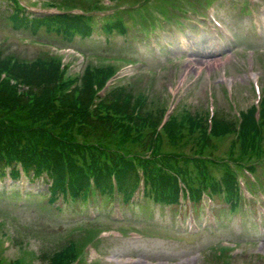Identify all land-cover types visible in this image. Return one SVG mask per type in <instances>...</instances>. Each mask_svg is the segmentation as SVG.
<instances>
[{"label":"trees","instance_id":"obj_1","mask_svg":"<svg viewBox=\"0 0 264 264\" xmlns=\"http://www.w3.org/2000/svg\"><path fill=\"white\" fill-rule=\"evenodd\" d=\"M110 1L130 7L146 1L139 11H121L105 26L107 34L117 29L123 37L127 35L126 17L133 19L138 12L141 22L153 29L155 12L166 14L183 6L182 0ZM16 2L13 0L10 17L19 24ZM89 3L71 0L68 5L100 10L99 2ZM40 26L67 42L77 35L85 38L92 34L90 20L83 16L61 15L33 24L34 30ZM116 72L111 65L87 66L82 74L72 77L59 57L46 53L30 62L1 49L0 178L9 169L12 179H18L21 168L26 176L44 177L50 183L47 194L51 205L94 204L97 200L100 207L117 194L113 178L119 196L128 201L139 186L141 171L147 199L176 208L177 176L181 175L193 200H199L201 188L210 187L215 196L230 201L235 211L238 204L229 197L234 191V172H240L242 162L249 160L259 162L264 172V95L259 121L256 107L251 106L241 112L240 119L231 108L216 110L211 129L203 110H178L164 124L167 109L150 100L149 90H138L139 83L114 86L104 97L99 96ZM258 168L252 170L255 175ZM215 169H220L222 180ZM84 234L69 236L42 259L47 264H72L93 239L94 233ZM220 260L225 258L216 256L214 264ZM0 264H5L1 258ZM10 264L24 263L17 260Z\"/></svg>","mask_w":264,"mask_h":264},{"label":"rangeland","instance_id":"obj_2","mask_svg":"<svg viewBox=\"0 0 264 264\" xmlns=\"http://www.w3.org/2000/svg\"><path fill=\"white\" fill-rule=\"evenodd\" d=\"M64 1L19 0L18 8L25 20L33 21L35 16L54 13L51 8L55 6L51 5L68 9ZM91 1L94 0H83V4ZM95 1L105 4L103 0ZM244 2L217 0L214 3L219 7L217 17L231 39H221L211 26L206 29L199 24L196 30L187 19L178 18V22L186 23L185 27L176 24L167 27L165 33L157 28L153 34L143 35L144 40L140 41L139 26H133L137 12L133 19L125 16L127 39L117 30L106 35L101 22L93 28L91 38L76 36L68 43L62 36L48 34L45 28L37 33L16 28L2 14L10 5L0 0V46L5 54L30 62L43 57L44 52L61 56L63 65H69L68 74L72 77L80 75L86 65L97 67L121 59L124 60L118 75L121 83L133 81L141 73L137 89L150 88V100L158 105L171 109V103L177 102V110L205 111L212 92L217 109H229L231 99L236 111H246L257 100L253 89L255 80L264 89V0H259L255 7L249 0V7ZM243 6L245 12L250 9L251 13L247 15ZM110 14L108 11L99 16ZM48 43L57 45L51 47ZM77 52L87 57L83 59ZM203 58L214 64L195 65L194 60ZM130 61L136 63L128 64ZM189 154L186 152L185 156ZM47 191L48 184L41 179L31 181L23 177L15 182L9 177L0 179V258L5 264L17 260L24 264H47L43 255L64 244L69 236L106 229L110 232L102 236L96 248L86 251L83 264H214L220 247L226 249L221 253L225 261L220 260L219 264H264V223L260 213L242 215L243 209L232 213L229 205L217 201L214 205L218 209L217 228L205 200L195 222L186 212L181 220L175 209L156 205L149 207L153 212L144 214V209L141 212L127 206V220L122 221L119 211L116 209L113 213L112 206L99 210L98 201L93 208L85 202L75 206L64 203L58 209L46 198L32 196L44 195ZM259 197L257 192L253 198L258 211ZM96 232H92L93 238L98 239Z\"/></svg>","mask_w":264,"mask_h":264},{"label":"bare ground","instance_id":"obj_3","mask_svg":"<svg viewBox=\"0 0 264 264\" xmlns=\"http://www.w3.org/2000/svg\"><path fill=\"white\" fill-rule=\"evenodd\" d=\"M191 53V52H190ZM194 62H195V65H197V66H199V65H202V66H212L214 63H212L211 61H209V60H206L205 58H203V59H201V60H194ZM198 64H197V63Z\"/></svg>","mask_w":264,"mask_h":264}]
</instances>
